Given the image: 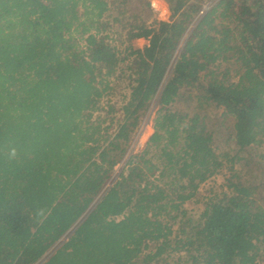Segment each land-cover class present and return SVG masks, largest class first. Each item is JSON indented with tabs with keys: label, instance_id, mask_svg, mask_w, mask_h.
I'll list each match as a JSON object with an SVG mask.
<instances>
[{
	"label": "trees",
	"instance_id": "16d2710c",
	"mask_svg": "<svg viewBox=\"0 0 264 264\" xmlns=\"http://www.w3.org/2000/svg\"><path fill=\"white\" fill-rule=\"evenodd\" d=\"M164 1L173 20L149 24L136 0H0V264H261L264 185L237 165L264 164L247 154L264 133V0ZM125 69L116 117L102 101ZM184 94L193 113L174 108ZM155 100L153 135L108 187ZM215 110L235 154L216 148ZM221 170L191 234L183 207Z\"/></svg>",
	"mask_w": 264,
	"mask_h": 264
},
{
	"label": "rangeland",
	"instance_id": "374dc122",
	"mask_svg": "<svg viewBox=\"0 0 264 264\" xmlns=\"http://www.w3.org/2000/svg\"><path fill=\"white\" fill-rule=\"evenodd\" d=\"M136 2L142 8H147L150 5L151 9L153 10L154 18L149 22V24H152L153 20L167 22L173 20L170 5L164 0H136ZM215 2L217 3L218 0H206L205 4L207 5V3H214V5H216ZM80 13H84L83 8L80 9ZM73 37L77 39L80 49H83L85 45L84 38L77 32L74 34ZM119 39L120 37L117 35L114 37L115 44L116 41H118ZM134 44L136 48L143 49L149 44V41L145 39H140L138 41H135ZM228 67L232 69L230 76L233 79L232 81H234L236 78V71L238 70L234 63L231 62L227 65H224L222 68H220V71H225ZM109 82L113 90L109 91V97L105 98L102 101V106L108 107L109 104L114 105L119 110V113H117L116 117H120L122 115L121 109L129 100L131 95L130 87L132 85V77H130L129 71L122 70L119 71L116 76L110 78ZM182 98L179 100L178 106L175 105L174 108L180 111L193 113V103L187 99L186 94H184ZM158 110L159 108L157 105V101L155 100L151 104L149 110L143 113V115L141 116L139 126L131 134V141L127 147L128 156L125 160L121 162V165L117 167L116 172L113 176L114 179L108 187H111L113 185L114 180H116L120 173L124 170V166L127 162L128 157H130L132 154H139L145 149L150 137L154 133V120L156 118ZM101 115L102 119H104L107 114L102 113ZM207 115V123L209 125V129L214 133V139L218 152H227L235 154L236 151L234 150V144L227 141L233 130V119L229 117H223L222 111L216 110L213 113L212 111L208 112ZM98 116V113H95L93 119H97ZM247 154H251L252 158H256L253 164L259 160V157L261 155L264 156V133H262L259 137V141L254 145L253 150L249 151V153ZM150 157H152V155H150ZM156 161V159L153 160V162ZM237 168H239L240 172L243 173L244 181L252 182L255 180L254 182L258 183L259 186L264 185V175H260V172L262 171V169H264V164H262L261 166V164L259 163L257 165L252 166L251 170H249L247 167L242 166V164L239 163L237 165ZM231 178L232 177L230 172L226 170L219 171L214 177L209 179L200 187V190L194 200L185 204L183 208L187 211V216L186 218H184V220H192V222L186 225V229L189 233L195 234L202 227L201 215L207 208L208 201L211 198L222 195V193L226 190L225 188L228 180H230ZM258 203L259 205L262 204L264 208V201H259ZM178 223L180 224V221H178ZM178 223H175V230H177V228L179 227ZM179 255L184 257L186 260H189V256L187 254L181 253ZM179 255H176L173 258L177 259ZM260 260L261 264H264V255L261 257Z\"/></svg>",
	"mask_w": 264,
	"mask_h": 264
},
{
	"label": "built area",
	"instance_id": "2783aa9c",
	"mask_svg": "<svg viewBox=\"0 0 264 264\" xmlns=\"http://www.w3.org/2000/svg\"><path fill=\"white\" fill-rule=\"evenodd\" d=\"M219 1V0H218ZM216 3V2H215ZM212 6H214V3H207V5H205V7H204V11H208ZM121 165V163H119L116 167H115V172H116V169H117V167L118 166H120ZM115 172H114V174H115Z\"/></svg>",
	"mask_w": 264,
	"mask_h": 264
}]
</instances>
